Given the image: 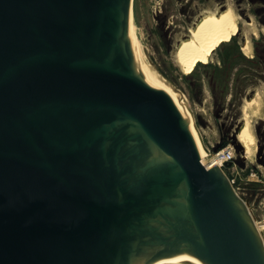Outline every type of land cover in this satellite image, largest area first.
Wrapping results in <instances>:
<instances>
[{"label": "water", "instance_id": "95a60500", "mask_svg": "<svg viewBox=\"0 0 264 264\" xmlns=\"http://www.w3.org/2000/svg\"><path fill=\"white\" fill-rule=\"evenodd\" d=\"M129 2L0 0V264H264L246 201L132 59Z\"/></svg>", "mask_w": 264, "mask_h": 264}, {"label": "rangeland", "instance_id": "374dc122", "mask_svg": "<svg viewBox=\"0 0 264 264\" xmlns=\"http://www.w3.org/2000/svg\"><path fill=\"white\" fill-rule=\"evenodd\" d=\"M133 3L143 53L180 95L207 151L210 148L212 153L228 145L235 148L239 195L255 221L263 226L264 3L260 0H133ZM227 7H232L239 16V33L217 44L208 62L198 61L191 73L185 75L175 56L179 42L190 34L204 12ZM247 38L252 57L243 50ZM258 95L262 98L261 111L254 116L248 114L257 139L255 160L250 161L244 159L246 151L237 144V138L246 121L245 102ZM222 143L225 144L219 147ZM231 169L225 168L224 172L230 175Z\"/></svg>", "mask_w": 264, "mask_h": 264}, {"label": "bare ground", "instance_id": "6f19581e", "mask_svg": "<svg viewBox=\"0 0 264 264\" xmlns=\"http://www.w3.org/2000/svg\"><path fill=\"white\" fill-rule=\"evenodd\" d=\"M126 15V25L129 38V47L134 56L133 60L150 71L153 75L159 77L169 88L172 96L176 100V106L184 114L187 126L192 133L195 142L200 150L204 153L206 159H211L209 149L201 144L200 138L196 134V128L192 121L191 113L180 98V95L174 92L170 85L165 81L152 62L150 63L146 55L143 53L142 42L138 36V26L134 20V3L130 0ZM251 23V21H250ZM239 16L232 7H227L219 11H206L198 19L195 26L191 28L188 36L184 37L178 44L176 57L180 67L185 75H189L198 61L208 62L211 58L213 49L224 40L232 39L239 33ZM257 35V34H256ZM243 50L250 57L254 54L251 48L250 40L247 38ZM162 73V72H161ZM164 76V75H163ZM165 77V76H164ZM166 78V77H165ZM259 96V95H258ZM262 98L252 97L245 102L244 116L245 122L238 132L237 144L243 146L246 154L244 159L250 161L255 160L254 152L257 147V139L251 126L249 113L253 116L261 111ZM256 220V219H255ZM257 227L261 230L264 240V225L261 226L255 221Z\"/></svg>", "mask_w": 264, "mask_h": 264}, {"label": "built area", "instance_id": "2783aa9c", "mask_svg": "<svg viewBox=\"0 0 264 264\" xmlns=\"http://www.w3.org/2000/svg\"><path fill=\"white\" fill-rule=\"evenodd\" d=\"M209 151L211 152L212 149L209 148ZM211 154V159L209 161L213 162V165L217 164L220 165L223 169L225 168H232L230 170V179L232 183H236L237 181V175L234 174V170L236 168V150L233 146H227L225 148L221 149H214V151ZM231 174L233 176H231ZM238 186H236V189L238 191Z\"/></svg>", "mask_w": 264, "mask_h": 264}, {"label": "flooded vegetation", "instance_id": "af4514ba", "mask_svg": "<svg viewBox=\"0 0 264 264\" xmlns=\"http://www.w3.org/2000/svg\"><path fill=\"white\" fill-rule=\"evenodd\" d=\"M260 1H262L263 3H264V0H260ZM263 54H264V48H263ZM263 56V55H262ZM262 60L264 61V57L262 58ZM234 174H235V172H234ZM231 176H233L232 174H231ZM237 184V181H236V183H233V185H234V187H235V189H236V186H238V184ZM237 190V189H236ZM239 193V192H238Z\"/></svg>", "mask_w": 264, "mask_h": 264}]
</instances>
